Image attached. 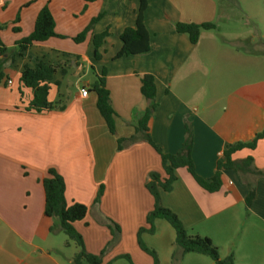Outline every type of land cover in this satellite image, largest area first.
Instances as JSON below:
<instances>
[{
  "label": "crops",
  "instance_id": "1",
  "mask_svg": "<svg viewBox=\"0 0 264 264\" xmlns=\"http://www.w3.org/2000/svg\"><path fill=\"white\" fill-rule=\"evenodd\" d=\"M147 3L144 24L150 35V51L115 59L122 48L121 34L136 25L141 0H100L88 4L85 12L84 0H0V42L8 52L33 32L36 18L46 5L54 17L56 34L66 37L34 43L22 56L2 58L6 66L0 85V264H72L77 246H66L68 238L61 237L53 218L45 215L42 180L50 169L64 178L67 203L88 207L86 218L74 226L89 253L101 254L110 239L105 218L122 225L135 211L130 235L133 238L137 232L138 238L154 205L146 183L151 172L163 173L162 162L141 134L136 143L121 151L118 138L135 135L134 127L149 106L141 93L143 76H153L157 86L158 107L149 122L153 141L164 154L176 155L189 128L194 167L205 180L215 176L230 145L249 143L262 132L255 133L249 142L240 138L247 117L241 100L247 78L245 52L234 43L229 46L232 52L225 54L217 44L211 45L215 56L207 65L201 56L194 60L199 41L194 45L186 34L176 31L177 23H213L218 14L217 0ZM18 15L20 21L16 22ZM98 16L101 19L86 40L75 43L72 38ZM106 31L109 36L99 50L102 58L96 60L94 36ZM250 58V64L257 63L256 58ZM37 59L58 68L54 81L60 87L52 88L51 103H64L61 87L70 70L78 77V90L66 99L64 111H27L33 92L23 86L20 77L25 66L35 68ZM62 70L66 71L64 76ZM103 70L117 114V136L109 133L97 109V96L81 94V89L88 90ZM89 71L94 80L79 84ZM231 80L235 83L232 90ZM195 88L199 99H207L206 107L191 101ZM53 91L59 97L50 100ZM250 156L254 159L252 169L264 173V139L254 151L243 150L232 159L240 162ZM254 171L222 170L220 190L210 193L186 169H179L173 190L162 193V205L179 217L190 236L209 237L223 259L233 255L234 264H264V176ZM101 186L104 195L95 205ZM250 187H255L256 196L247 205ZM175 237L169 248H152L160 264H172L173 253L180 254L174 246ZM144 253L131 254L132 264H154ZM190 256L185 255L180 264L188 258L190 262L215 264ZM114 257L104 256V264H112Z\"/></svg>",
  "mask_w": 264,
  "mask_h": 264
},
{
  "label": "trees",
  "instance_id": "2",
  "mask_svg": "<svg viewBox=\"0 0 264 264\" xmlns=\"http://www.w3.org/2000/svg\"><path fill=\"white\" fill-rule=\"evenodd\" d=\"M100 0H84L86 3L83 12L87 9V5ZM148 6L147 0H141L140 8L137 12V21L135 27L126 28L121 34L122 48L116 55L115 59L122 57L135 56L146 54L150 51V35L144 24V12ZM101 19V16L94 18L90 25L87 26L80 34L73 37L75 43H83L87 35L95 24ZM20 21L18 15L16 22ZM56 23L48 5L44 6L39 12L33 32L26 38L16 43L14 50L8 52L5 45L0 42V85L5 78V60L3 56L9 55L12 58L15 56H22V54L30 48L34 43L46 42L51 38L60 37L55 31ZM176 31L180 34H186L192 44H197L202 30H212L216 26L213 23H177L175 25ZM16 32L18 28H14ZM109 32L106 31L100 35L94 36V58L101 60L102 55L100 48L108 38ZM65 39L66 37L61 36ZM13 60V59H11ZM58 68L46 63L43 60L37 59L35 68L25 66L21 73L20 82L27 89L32 90L33 99L29 104L27 111L42 114L54 110L64 111L66 106L59 101L51 103L49 101L50 92L53 87H60L58 81H54ZM62 75L66 71L62 70ZM88 93H94L97 96V109L104 119L110 134L117 136V114L113 109L110 97V91L106 86V71L103 70L100 76H97L93 84L90 85ZM141 93L144 98L149 102V106L137 121L135 125V135L130 138H118V150H123L126 146L136 143L138 135H142V139L147 142L159 154L162 162L163 173L151 172L146 183V189L151 194L154 200L153 209L147 214L145 226L138 231V245L140 249L151 256L154 264L159 263V257L155 250L148 248L143 240L142 235L148 233L154 235L156 228L155 223L157 220H165L175 231V245L180 250V254L173 253L172 259L174 263H179L181 259L187 254H199L210 257L215 264H234V256L230 255L223 259L220 255L219 249L214 245L209 237L190 236L187 229L179 217L170 209L164 207L161 202L163 192H171L174 184L177 181L176 172L179 169H186L194 178L196 183L204 190L214 193L220 190L222 186L221 172L225 169H234L242 173H253L254 169L253 157H248L243 161L236 162L232 156L243 150L254 151L260 140L264 139V130L257 134L255 138L249 143L238 142L232 144L224 152L225 162L218 163V170L215 176L210 180L201 178L195 170L192 158L193 150V135L188 128L187 136L183 144L182 150L176 155L164 154L162 150L153 141L150 130L149 122L152 119L158 104L156 102L157 86L153 76L146 75L141 78ZM257 175L264 176L263 172L258 170L254 171ZM44 193H45V215L48 218H55L60 223L62 232L67 236L68 241L66 246L73 242L78 252L72 258V264H104L102 252L99 255L91 254L87 251L82 235L76 230L75 223L84 220L88 214V207L80 203L68 204L66 201V183L64 178L59 175L54 169L48 171V175L42 180ZM104 195V186L100 187L95 205L101 202ZM256 196L255 187H250V192L247 197V205H250ZM105 225L114 233L112 225L116 230L119 227L105 218ZM131 263V260H130Z\"/></svg>",
  "mask_w": 264,
  "mask_h": 264
},
{
  "label": "rangeland",
  "instance_id": "3",
  "mask_svg": "<svg viewBox=\"0 0 264 264\" xmlns=\"http://www.w3.org/2000/svg\"><path fill=\"white\" fill-rule=\"evenodd\" d=\"M217 4L218 14L213 22L216 28L201 31L194 60L201 56L207 65L211 64L215 56L214 51L211 49V45L214 44H217L223 50V54L228 51L232 52V50L229 49L232 43L236 44L237 47L245 52L248 59L246 69L247 78L246 81H244V85H242L245 89V93L241 95V100L247 107V117L245 119L246 122L243 131L240 132V138L243 141L249 142V140H251L250 138L255 136V133L264 130V0H217ZM250 57L256 58L257 63L253 62V64H250L249 60H252ZM73 73V69L69 71L61 87V94L63 95L62 103L64 102L65 105L66 99L69 96H74L78 90L76 88L78 77H74ZM93 75L94 74L89 71L87 76L82 79L79 84H82L83 81L94 80ZM234 85V81L231 80L229 84L230 90L234 88ZM198 91L199 90H197L190 99L193 103L206 107L208 105V103H206L207 99L202 96L199 99L200 92ZM55 95L56 91H53L50 100L59 97H55ZM242 119H244V117ZM134 215L135 211L130 214V217H127V222L122 225L109 219L119 227V230H116L114 225H112L114 233L105 225L110 239L104 245L103 253L104 256H115L112 264H130L132 258L131 254L134 255V253L142 252L138 246L137 232L133 238L130 235L133 227ZM53 223H55L56 228L61 231V237L67 239V236L60 228L59 221L53 218ZM155 228V235H150L148 233L142 235L144 244L150 249L157 248L162 250L164 247H171V245H173L172 242L175 237V232L170 224L165 220H157ZM190 255L192 258L205 259L204 261L206 263L207 261L209 263L214 262L208 256L199 254ZM180 262L174 263L172 259V264H180ZM184 264L205 263L199 260L190 262L188 258Z\"/></svg>",
  "mask_w": 264,
  "mask_h": 264
},
{
  "label": "built area",
  "instance_id": "4",
  "mask_svg": "<svg viewBox=\"0 0 264 264\" xmlns=\"http://www.w3.org/2000/svg\"><path fill=\"white\" fill-rule=\"evenodd\" d=\"M8 84L11 85L12 82L9 81ZM81 94L83 97H86L88 95V90L86 88L81 89Z\"/></svg>",
  "mask_w": 264,
  "mask_h": 264
}]
</instances>
